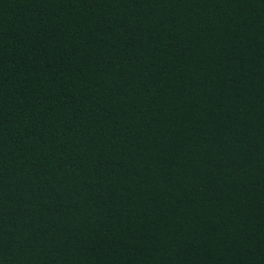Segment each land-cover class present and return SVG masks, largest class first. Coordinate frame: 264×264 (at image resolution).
<instances>
[{
    "label": "trees",
    "instance_id": "1",
    "mask_svg": "<svg viewBox=\"0 0 264 264\" xmlns=\"http://www.w3.org/2000/svg\"><path fill=\"white\" fill-rule=\"evenodd\" d=\"M0 264H264V0H0Z\"/></svg>",
    "mask_w": 264,
    "mask_h": 264
}]
</instances>
